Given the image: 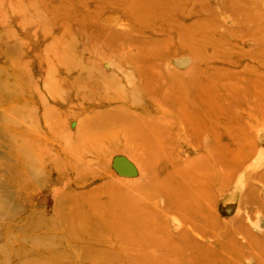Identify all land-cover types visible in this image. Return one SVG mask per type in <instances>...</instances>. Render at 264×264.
<instances>
[{
  "label": "rangeland",
  "instance_id": "374dc122",
  "mask_svg": "<svg viewBox=\"0 0 264 264\" xmlns=\"http://www.w3.org/2000/svg\"><path fill=\"white\" fill-rule=\"evenodd\" d=\"M0 264H264V0H0Z\"/></svg>",
  "mask_w": 264,
  "mask_h": 264
},
{
  "label": "bare ground",
  "instance_id": "6f19581e",
  "mask_svg": "<svg viewBox=\"0 0 264 264\" xmlns=\"http://www.w3.org/2000/svg\"><path fill=\"white\" fill-rule=\"evenodd\" d=\"M198 86V85H197ZM202 94H203V91H196L195 93V98H193L192 100H190L189 102L192 103V106H194V108L196 109V107H199L200 105V116H202L203 118H209V111H213L212 110V105H207L205 100L201 99L202 98ZM263 95V94H262ZM192 97V96H191ZM217 108V107H216ZM207 157V156H206Z\"/></svg>",
  "mask_w": 264,
  "mask_h": 264
}]
</instances>
